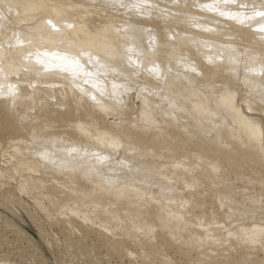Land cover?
I'll return each mask as SVG.
<instances>
[{
    "label": "bare ground",
    "instance_id": "obj_1",
    "mask_svg": "<svg viewBox=\"0 0 264 264\" xmlns=\"http://www.w3.org/2000/svg\"><path fill=\"white\" fill-rule=\"evenodd\" d=\"M2 119L0 180L70 230L157 264L166 240L181 264L264 255V0H0Z\"/></svg>",
    "mask_w": 264,
    "mask_h": 264
},
{
    "label": "rangeland",
    "instance_id": "obj_2",
    "mask_svg": "<svg viewBox=\"0 0 264 264\" xmlns=\"http://www.w3.org/2000/svg\"><path fill=\"white\" fill-rule=\"evenodd\" d=\"M135 72L136 74L130 75L129 78L122 77L119 83L121 100L119 109L126 115H129V109L133 108L131 98L137 93L149 90L152 86V78L143 77L144 70L139 72L135 69ZM97 113L103 116L107 112L97 111ZM17 127L19 125L12 124L11 120H0V140L7 135L15 134ZM80 154H86L85 148L80 149ZM17 185L16 180H0V264L3 262L4 264H157L161 259L160 254L156 252L155 255L154 253L151 255H154V258L149 256L150 254L148 258L141 252L144 255L142 256L141 253L139 254L140 249L133 245L128 247L127 244H123L126 247L123 251L122 247H120L122 249L111 248L103 241L102 237L105 234L101 233V237L100 232L89 230L88 221L72 224L75 229L70 230L64 224L66 221L64 218L68 216L62 217L63 214L55 212L57 215L52 213L48 218L33 198L25 192L27 190L21 191L16 188ZM33 233L38 235L35 234L37 239ZM108 236L106 235L107 238ZM166 242L170 247L162 254L170 255L169 261L172 262L169 263L181 264L180 255L174 252L177 244L173 246L172 240ZM256 256L250 257L254 261L253 264H256L255 258L258 256L264 258L261 251L257 252ZM150 258L151 260L148 261ZM246 260L245 263L232 260L230 264H249ZM247 261L249 262L250 259Z\"/></svg>",
    "mask_w": 264,
    "mask_h": 264
},
{
    "label": "water",
    "instance_id": "obj_3",
    "mask_svg": "<svg viewBox=\"0 0 264 264\" xmlns=\"http://www.w3.org/2000/svg\"><path fill=\"white\" fill-rule=\"evenodd\" d=\"M33 236L37 239V236L33 233Z\"/></svg>",
    "mask_w": 264,
    "mask_h": 264
}]
</instances>
